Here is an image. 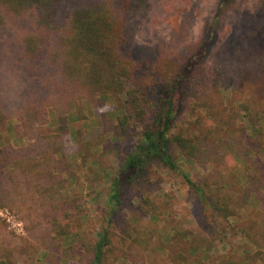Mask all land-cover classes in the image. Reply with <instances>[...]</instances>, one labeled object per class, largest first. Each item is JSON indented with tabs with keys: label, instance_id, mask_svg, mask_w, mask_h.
Segmentation results:
<instances>
[{
	"label": "rangeland",
	"instance_id": "obj_1",
	"mask_svg": "<svg viewBox=\"0 0 264 264\" xmlns=\"http://www.w3.org/2000/svg\"><path fill=\"white\" fill-rule=\"evenodd\" d=\"M226 1L223 4L222 0H131L124 49L139 62L151 58L156 63L180 66L190 48L202 44L205 51L210 45L205 38H215L210 56L204 55L201 66L194 73L193 69L187 73L180 89L176 123L187 133L199 132V128L214 132L221 126L212 138L219 143V136L225 137L210 157L194 163L179 159L177 172L153 162L133 183L113 227L116 234L124 236V231L131 230L140 219L153 232V249L145 253L143 264H222L227 252L228 259L236 264H264L260 260L264 254V154L260 153L264 144V110L248 108L260 101L264 103V74L259 76L255 68L243 72L241 67L235 77H225L222 71L230 61L224 63L228 58L223 61L220 55L222 49L234 52L238 46V53L245 56H249V49L264 50V39H248L250 26L262 24L261 7L257 0ZM31 23L27 19L12 23V28L0 36V98L12 117L0 131V143L13 147L14 152L5 156L7 163L22 160L15 171L13 164L0 165V186L16 185L17 176L19 194L43 195L46 185L51 187V193L60 194L53 201L46 198L41 207L42 218H38L41 226L11 210L8 203L0 202V260L5 259L8 264H27L26 256L15 252V245L25 239L35 242L33 230L36 236L37 230L52 228L55 233L50 241L54 246L61 242L71 244V238L63 232L77 233L86 243L97 239L100 229L107 224L101 217L105 215L109 188L141 132L140 125L131 122L120 139V112L116 113L113 99L106 103L93 99L84 102V120L75 121L72 114L68 115L64 165L55 169L51 158L35 159L34 151L27 152L26 147L32 142L17 138L18 117L35 82L20 55L13 30L28 31ZM55 120L51 115L47 133H58ZM223 172L225 177L220 179ZM186 177L203 185L205 197L198 200L194 196ZM236 177L243 186L249 182L251 188L256 185L258 191L249 194V187L248 192L242 189L234 193L236 213L230 218V225L235 230L230 232L213 210V186L225 185L230 189ZM36 182L40 184L33 187ZM141 196L157 205V220L151 213L145 215L137 210ZM199 241H209L212 249L207 251L206 244L197 248ZM40 249L33 256V247H26L28 256H33L31 264H89V260L60 258L58 250L51 253ZM117 264L125 261L120 259Z\"/></svg>",
	"mask_w": 264,
	"mask_h": 264
},
{
	"label": "trees",
	"instance_id": "obj_2",
	"mask_svg": "<svg viewBox=\"0 0 264 264\" xmlns=\"http://www.w3.org/2000/svg\"><path fill=\"white\" fill-rule=\"evenodd\" d=\"M225 2L227 1L222 0L223 4ZM257 3H260L261 7L262 24H253L248 29V39L251 41L255 38L264 39V0H257ZM130 8L131 0H0V36L12 28V23L32 20L28 31L20 33L15 28L13 30L20 55L27 63L35 82L18 117L20 127L17 138L29 139L32 142L29 148L26 147L27 152L34 151L35 159L39 156L51 158L55 169L64 165V137L69 133L68 115L72 114L75 121L84 120L86 116L83 106L88 100L99 99L106 103L108 99H113L116 113L120 112L117 119L120 139H123L131 122L141 127L137 142L125 155L119 173L109 188L107 209H104L105 215L101 217L103 221L107 220V224L100 229L98 238H91L86 243L80 240L77 233L63 232V235L71 238V244L66 246L61 242L54 246L50 241L55 233L52 228L37 230L36 236L33 230L32 237L36 243L25 239L21 244L15 245V252L26 256L27 264L32 263L33 256L42 250L40 248L51 253L58 250L60 258L68 261L79 258L80 262L89 260V264H117L118 260L123 259L125 264H143L145 253L153 249V232L141 223L140 219L131 230L124 231V236L116 234L113 227L114 218L123 209L133 183L145 174L153 162L162 164L169 171L177 172L179 159L190 163L199 159L201 161L207 156L210 157L213 150L218 149L219 143L225 140V137L219 136L218 143L212 138L214 132L221 131V126L214 132L212 129L199 128V132L187 133V130L178 128L176 123L180 89L188 78L187 73L191 69L194 73L201 66L205 56H210L215 38H205L206 44L210 42L205 51L202 44L190 48L180 66L156 63L151 58L139 62L131 52L124 49L126 21ZM239 48L241 46L234 49V52L229 48L221 50L222 60L228 58L224 63L230 61V64L223 68V75L235 77L241 67L243 72L255 68L259 76L264 74V50L256 52L249 49V56H245L238 53ZM248 108L262 111L264 103L260 101L257 106L249 105ZM51 115L56 118L58 133L46 132L50 128ZM11 118L0 98V131ZM260 149V153L264 154V144ZM13 152L10 144L2 146L0 143V165L5 167L13 164L12 171H15L22 160L11 163L5 160V156ZM57 159L58 161H55ZM224 177L225 173L219 178ZM19 179L16 176L14 186L8 183L5 187L0 186V202L8 203L11 210L24 217H30L31 221L41 226L38 218H42V205L46 203V198L53 201L60 192L51 193V187L46 185L43 186V195H30L29 192L19 194ZM186 179L198 200L205 197L206 190L203 185L194 183L188 177ZM235 179L230 189L225 185L213 186L216 192V196H213V210L230 232L235 230L230 225V218L236 213L234 193L242 192V189L248 192L246 189L249 187V194L258 191L256 185L251 188V182L243 186L237 177ZM37 183L39 182L33 187ZM140 199L137 210L145 215L151 213V217L157 220V205L147 196H141ZM34 206L38 207L35 209ZM202 244H206L207 251L213 247L209 241H199L196 247ZM26 247H33L32 257L26 253ZM226 255L222 264H236L228 259V252ZM261 259L264 263V254ZM0 264H8V261L0 260Z\"/></svg>",
	"mask_w": 264,
	"mask_h": 264
}]
</instances>
